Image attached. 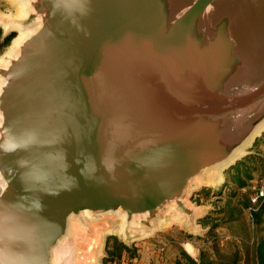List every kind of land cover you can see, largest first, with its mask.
Instances as JSON below:
<instances>
[{
	"label": "water",
	"instance_id": "water-1",
	"mask_svg": "<svg viewBox=\"0 0 264 264\" xmlns=\"http://www.w3.org/2000/svg\"><path fill=\"white\" fill-rule=\"evenodd\" d=\"M29 2L0 66V264H74L85 217L201 218L189 183L264 122V0Z\"/></svg>",
	"mask_w": 264,
	"mask_h": 264
},
{
	"label": "rangeland",
	"instance_id": "rangeland-1",
	"mask_svg": "<svg viewBox=\"0 0 264 264\" xmlns=\"http://www.w3.org/2000/svg\"><path fill=\"white\" fill-rule=\"evenodd\" d=\"M19 17H21V5L18 0H0V30L4 36L14 34L15 38L11 45L21 36V33L18 29L16 31L6 29L4 24L8 23L10 28H14L21 22ZM11 45L0 49V59L4 57ZM260 138L262 136L258 139ZM260 151L264 154V144ZM227 170L218 174L212 185L201 186L188 199L189 207L201 216L199 219L169 211L162 216L163 222L156 224L158 229L151 235H147L138 226L123 227V218L116 213L104 214L99 217L98 221L85 217L88 229L84 230L83 225L75 221L72 229L74 240L65 243L60 250L64 253L67 250L76 249L74 264H104L106 239L109 236H117L126 245L137 248L138 256L136 258L124 257L122 264H176L180 247L184 248L193 258H199L204 252L210 253L213 240L219 241L223 247L231 240L232 235H241L244 226L251 221L250 210H247L242 213L239 222L223 224L228 214L223 217L220 212L227 206L230 189L225 184ZM219 178L223 180L219 182ZM261 186H264V181H254L250 190L254 193ZM205 189L208 191L203 192ZM242 192L240 191V194ZM232 202L236 205L238 199ZM206 216H210V221L222 224L215 231L213 239L208 237L209 229L200 223Z\"/></svg>",
	"mask_w": 264,
	"mask_h": 264
},
{
	"label": "trees",
	"instance_id": "trees-1",
	"mask_svg": "<svg viewBox=\"0 0 264 264\" xmlns=\"http://www.w3.org/2000/svg\"><path fill=\"white\" fill-rule=\"evenodd\" d=\"M14 38V34L4 36L0 30V49L10 46ZM263 144L264 134L245 157L225 172V184L230 188L229 201L220 214L223 217L228 214L223 224H233L241 220L243 212L250 210L251 221L244 226L243 233L232 235L223 247L219 241L213 240L211 252H204L199 258L191 257L180 247L176 264H264V204L254 207L251 203L254 193L250 190L254 181H264V154L260 151ZM240 191L243 192L240 194ZM234 199H238L236 205L232 202ZM200 223L209 229L208 237L211 239L222 225L210 221V216H206ZM135 247L126 245L117 236L107 237L104 264H122L124 257L136 258L138 255Z\"/></svg>",
	"mask_w": 264,
	"mask_h": 264
},
{
	"label": "bare ground",
	"instance_id": "bare-ground-1",
	"mask_svg": "<svg viewBox=\"0 0 264 264\" xmlns=\"http://www.w3.org/2000/svg\"><path fill=\"white\" fill-rule=\"evenodd\" d=\"M18 2L21 5V17H19V18L24 19V18L28 17V15L31 11L30 2H29V0H18ZM39 25H36L35 28L34 27H23V26L14 27L15 29L19 30V32L21 33V36L19 38L15 39V41L13 42L11 47L8 49V51L6 52L4 57L2 59H0V66H7L10 63L11 59H13L14 57H16L19 54V49H20V46L23 43V41L26 38H28L31 34H33L37 30ZM4 26L6 29H11L10 25L8 23H5ZM3 85H4V80L0 77V91H1V88ZM0 119H1V114H0ZM263 131H264V122L258 127V129L255 132V135L252 136L245 143V145H243L241 148L237 149L234 152V154L228 160H226L223 163L215 166L213 169L210 170L209 173L205 172L202 175H199L196 178H194L189 183L188 188L186 189V192L183 196V200L186 203H188V199L193 194V192L198 190L201 186L210 185V184L212 185V183L215 182V178H216V176H218V174H222L223 170L225 168H227L230 164L234 163L237 159L241 158L246 153H248L247 148L253 143L255 136L260 135ZM222 180H223V178H219L218 181L221 182ZM4 186H5V183L2 179V176L0 175V188H4ZM84 214H91V213L86 211V212H84ZM121 216L124 219L123 227H125L126 226V222H125L126 217L123 213H121ZM162 222H163V219H159L157 221V224H161ZM157 229H158V227L154 226L150 231L145 232V233L147 235H151ZM121 230L123 231V228ZM72 236H73V233L71 231L70 234H68L64 239H62L58 243V246L64 244L66 241H69ZM61 257L62 256L58 257V255L55 253V249H54L53 259H52L53 264H59Z\"/></svg>",
	"mask_w": 264,
	"mask_h": 264
},
{
	"label": "built area",
	"instance_id": "built-area-1",
	"mask_svg": "<svg viewBox=\"0 0 264 264\" xmlns=\"http://www.w3.org/2000/svg\"><path fill=\"white\" fill-rule=\"evenodd\" d=\"M251 203L254 207L264 204V186L257 188L251 197Z\"/></svg>",
	"mask_w": 264,
	"mask_h": 264
}]
</instances>
